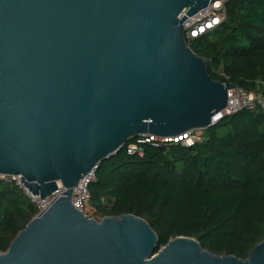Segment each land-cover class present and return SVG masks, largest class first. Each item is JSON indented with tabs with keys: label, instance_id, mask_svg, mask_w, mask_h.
Segmentation results:
<instances>
[{
	"label": "water",
	"instance_id": "obj_1",
	"mask_svg": "<svg viewBox=\"0 0 264 264\" xmlns=\"http://www.w3.org/2000/svg\"><path fill=\"white\" fill-rule=\"evenodd\" d=\"M214 2L0 0V174L38 199L62 190L0 264H264V240L244 259L191 237L155 252L143 218L72 205L84 176L134 138L219 123L235 85L214 81L183 37V21Z\"/></svg>",
	"mask_w": 264,
	"mask_h": 264
},
{
	"label": "trees",
	"instance_id": "obj_2",
	"mask_svg": "<svg viewBox=\"0 0 264 264\" xmlns=\"http://www.w3.org/2000/svg\"><path fill=\"white\" fill-rule=\"evenodd\" d=\"M225 19L191 43L214 81L264 95V0H228ZM190 147L127 144L97 167L88 186L96 219L131 214L158 238L157 252L191 237L214 255L244 259L264 240V112L240 111ZM37 215L17 187L0 181V252Z\"/></svg>",
	"mask_w": 264,
	"mask_h": 264
},
{
	"label": "built area",
	"instance_id": "obj_3",
	"mask_svg": "<svg viewBox=\"0 0 264 264\" xmlns=\"http://www.w3.org/2000/svg\"><path fill=\"white\" fill-rule=\"evenodd\" d=\"M228 0H215L210 6L201 9L195 15L183 21V37L187 45L190 47L191 43L201 36L215 30L225 19V3ZM226 83V82H222ZM240 111L248 112H264V95L261 93L250 92L246 89L235 86L227 91L226 108L218 115L214 116L211 124L219 122L222 118L235 115ZM204 130H188L185 134L161 138L155 135H140L134 140L130 141L126 146V152L130 156H142L144 154L145 146L154 147H169V145H181L183 147H190L195 144L203 142ZM97 168H94L89 174L84 176V180L74 189V197L72 200L73 207L82 213L84 216L96 219V212L90 206V196L88 193V186L95 181L94 174ZM0 181L4 184L13 185L17 187L22 194L27 197L35 206L37 214L51 203L53 199L59 195L62 190L57 189L50 194L46 199H38L37 196L30 195L23 185L19 182V175H4L0 174ZM98 220V219H96Z\"/></svg>",
	"mask_w": 264,
	"mask_h": 264
},
{
	"label": "rangeland",
	"instance_id": "obj_4",
	"mask_svg": "<svg viewBox=\"0 0 264 264\" xmlns=\"http://www.w3.org/2000/svg\"><path fill=\"white\" fill-rule=\"evenodd\" d=\"M185 134V133H184Z\"/></svg>",
	"mask_w": 264,
	"mask_h": 264
}]
</instances>
